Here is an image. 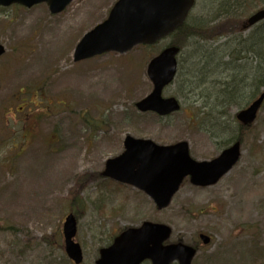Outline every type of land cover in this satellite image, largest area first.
Wrapping results in <instances>:
<instances>
[{
    "label": "rangeland",
    "instance_id": "obj_1",
    "mask_svg": "<svg viewBox=\"0 0 264 264\" xmlns=\"http://www.w3.org/2000/svg\"><path fill=\"white\" fill-rule=\"evenodd\" d=\"M115 1L72 0L56 14L46 3L0 6V264H73L62 236L69 212L76 217L81 264H94L100 247L144 221L167 225L166 243L194 246L191 264H264V103L242 133L234 117L250 101L252 76L264 74V39L254 51H240L243 57L226 69L216 65L263 26L215 40L188 39L177 57V77L162 92L177 97L181 108L160 117L139 111L135 102L152 88L145 73L148 53H158L170 37L151 50L135 46L72 60L82 35L106 18ZM220 1L197 0L187 21L215 22ZM241 4L240 20L264 0ZM222 43L228 49L214 50ZM232 79L242 104L223 105L222 88L235 85ZM127 134L158 144L185 140L198 161L215 157L239 135L241 154L217 183L196 187L185 180L158 210L133 186L101 176L106 159L123 151ZM199 233L210 242L202 244Z\"/></svg>",
    "mask_w": 264,
    "mask_h": 264
},
{
    "label": "water",
    "instance_id": "obj_2",
    "mask_svg": "<svg viewBox=\"0 0 264 264\" xmlns=\"http://www.w3.org/2000/svg\"><path fill=\"white\" fill-rule=\"evenodd\" d=\"M72 0H0V5L12 3L31 6L45 2L53 14L62 11ZM194 0H117L107 18L86 32L76 44L73 60L79 61L107 51L125 52L136 44H151L180 26ZM264 19V8L251 14L243 23L247 28ZM4 48L0 45V55ZM178 47L167 46L150 60L146 73L153 84L152 91L135 103L140 111L151 110L166 115L179 109L174 97L163 98L161 91L176 70ZM264 99V90L250 104L241 109L236 118L250 125ZM124 151L105 161L102 176L130 184L147 194L157 209L166 207L178 190L183 178L196 186L215 184L238 161L240 142L223 149L210 160L196 161L189 155L188 144L180 141L159 145L150 139L127 135ZM76 221L69 213L64 218L62 234L65 252L75 264L82 261V251L73 237ZM171 229L161 223L145 221L137 228L122 231L108 246L99 250L96 264H140L148 259L151 264H191L196 249L181 242L163 244ZM203 244L210 240L199 235Z\"/></svg>",
    "mask_w": 264,
    "mask_h": 264
},
{
    "label": "trees",
    "instance_id": "obj_3",
    "mask_svg": "<svg viewBox=\"0 0 264 264\" xmlns=\"http://www.w3.org/2000/svg\"><path fill=\"white\" fill-rule=\"evenodd\" d=\"M243 0H222L216 5V14H221L219 19L215 20V22L211 24H193L191 22H188L187 20L183 23V25L178 28L170 37V42L172 44L180 46V48H183L185 44L187 43L188 39L192 37H198L204 40L208 39H219L223 37L224 35H230V34H238L240 29V19L242 18V10L243 5L241 4ZM263 26V29L261 32L257 33H251L247 38H243L244 41H247V43L244 45V47L241 49L239 47H235L230 49L228 52H224V55H232L233 52H235L234 58H231L230 60H223L220 59L219 62H217V66L224 65V67L229 66L231 63L236 62L237 60H240L242 58V54H240V51L247 52V51H254L253 47L256 41H259L263 38L264 39V21L258 25ZM239 42V41H238ZM226 45L225 48H223V45ZM218 44L214 50L217 49H228V45L226 43ZM146 48V46H139ZM150 49V48H149ZM148 50V49H147ZM259 58V57H257ZM210 62V60H208ZM261 65L264 66V55L261 54L260 60ZM209 64L206 63V60L204 61V66L207 67ZM249 77V76H248ZM251 86L253 87V91L250 94V97L252 98L259 87H264V74L260 76H252V80H250ZM231 83H236L235 79H232ZM224 86V84L222 85ZM224 90V94H226V99L223 101V105H240L241 97L239 95V87L237 86V83L230 84L225 88H222ZM248 99V100H249ZM218 125V123L214 124ZM246 128H243L239 125L240 133L244 132ZM236 139H241V137L238 135L235 137ZM234 138V139H235ZM111 183H114L110 181ZM116 184V183H114ZM120 185V184H116ZM65 264V263H63Z\"/></svg>",
    "mask_w": 264,
    "mask_h": 264
}]
</instances>
